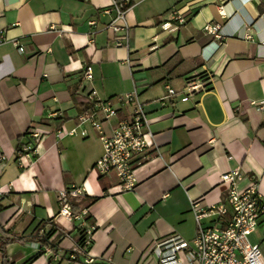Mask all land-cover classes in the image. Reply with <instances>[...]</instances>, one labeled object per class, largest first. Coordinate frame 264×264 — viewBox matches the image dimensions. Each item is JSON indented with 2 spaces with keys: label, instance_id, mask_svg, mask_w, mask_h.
<instances>
[{
  "label": "crops",
  "instance_id": "0c3cea01",
  "mask_svg": "<svg viewBox=\"0 0 264 264\" xmlns=\"http://www.w3.org/2000/svg\"><path fill=\"white\" fill-rule=\"evenodd\" d=\"M110 2L0 0V227L23 238L6 246L8 264H74L69 256L81 229L56 217L58 192L73 185L84 189L71 200L73 210L87 209L86 222L95 226L87 249L95 264H153L146 252L156 238L192 240L191 202L224 203L223 174L238 170L236 188L254 181L264 196V0H133L126 48L114 47L105 28ZM172 10L191 14L176 24ZM206 24L220 26L222 45L203 31ZM86 65L90 81L82 77ZM204 73L207 91L182 101L185 80ZM133 89L156 148L135 169L134 188L123 191L94 164L103 152L99 131L110 134L132 105L101 120L100 130L86 124L82 136L78 116L90 106L77 96L95 90L105 101ZM30 128L48 133L35 158L18 160ZM34 233H49L55 260Z\"/></svg>",
  "mask_w": 264,
  "mask_h": 264
},
{
  "label": "built area",
  "instance_id": "2783aa9c",
  "mask_svg": "<svg viewBox=\"0 0 264 264\" xmlns=\"http://www.w3.org/2000/svg\"><path fill=\"white\" fill-rule=\"evenodd\" d=\"M239 1L246 4L250 0ZM132 4L133 0H111L110 7L104 10V13L111 15V20L105 28L111 34L112 45L116 48L128 46L129 27L125 15ZM171 14L174 23L183 24L191 12L172 10ZM224 15L220 9V17ZM89 24L93 25L94 22L91 21ZM219 27V25L206 24L203 28L206 34L213 35L217 39L216 46L222 45ZM244 37L252 38L248 32L244 34ZM92 43L93 40L90 38L88 44ZM13 44L18 46L17 41ZM261 45H264V40L261 41ZM18 49L23 51L21 47ZM82 77L86 81L92 79L91 66L84 67ZM207 82V73L190 75L181 89V100L186 101L192 95L206 92ZM167 93L173 95L174 90L168 87ZM96 96L95 90L86 96H77L80 102L90 106L89 110H85L78 116V126L82 136H86L83 128L86 124L100 130L101 120L107 121L114 118L120 108L132 105L130 115L118 120L110 134L99 131L103 152L94 164L99 174H114L123 191L131 190L136 184L135 169L141 166L149 158L150 151L156 148L154 134L150 130L151 121L143 110L136 89L105 101ZM57 115L58 113H52L49 117L55 118ZM47 133V130L30 128L26 132L29 142L21 147L17 159L36 157L35 145ZM61 133V130H57L56 136ZM74 133L75 130H71L67 134ZM237 176L238 170H234L220 177L222 182L228 184L224 203L204 208L200 207L197 201L191 202V210L197 225L196 234L192 240L187 241L172 234L153 241L146 252L147 256L152 257L153 264H264V253L260 246L251 244L248 240V236L258 226L264 227V196L259 193L254 181L245 189L238 190L236 188ZM2 196L3 193L0 192V200ZM82 197H84V189L75 185L58 192L59 210L56 217L67 222L75 221L81 229L79 241L69 256L73 263L95 264L93 257L87 251L95 226L86 222L87 209L83 208L75 212L71 203V200ZM204 219H211L212 224L203 226L202 220ZM42 252L56 259L50 240L47 241Z\"/></svg>",
  "mask_w": 264,
  "mask_h": 264
},
{
  "label": "trees",
  "instance_id": "16d2710c",
  "mask_svg": "<svg viewBox=\"0 0 264 264\" xmlns=\"http://www.w3.org/2000/svg\"><path fill=\"white\" fill-rule=\"evenodd\" d=\"M26 137H27V135H26ZM28 142H29V138L27 137V142H25V144L28 143ZM25 144H22V145H25ZM21 146L18 147V152H20ZM1 209H2V205L0 204V210ZM0 231L4 234V237L0 238V250H1L0 252L2 253L3 258H4L3 259V263L4 264H8V262L6 260V256H5L6 255V253H5L6 246L9 245L10 243H12L16 239H23V238H21L20 236H17V235H12V234H10L8 232V230H5V229H3L1 227H0ZM10 235L12 236V238L9 237ZM48 235H49V233L48 234H43V235H39L38 233H34V234H32L30 236V238L34 239V240H36L38 242L45 243V242L48 241V238H47Z\"/></svg>",
  "mask_w": 264,
  "mask_h": 264
},
{
  "label": "rangeland",
  "instance_id": "374dc122",
  "mask_svg": "<svg viewBox=\"0 0 264 264\" xmlns=\"http://www.w3.org/2000/svg\"><path fill=\"white\" fill-rule=\"evenodd\" d=\"M189 241L188 239H185ZM248 240L251 244L260 246L262 253H264V227L258 226L249 236Z\"/></svg>",
  "mask_w": 264,
  "mask_h": 264
}]
</instances>
